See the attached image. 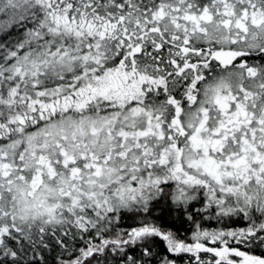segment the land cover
Instances as JSON below:
<instances>
[{
	"label": "snow or ice",
	"instance_id": "6c2138e0",
	"mask_svg": "<svg viewBox=\"0 0 264 264\" xmlns=\"http://www.w3.org/2000/svg\"><path fill=\"white\" fill-rule=\"evenodd\" d=\"M0 37V264H264V0H0Z\"/></svg>",
	"mask_w": 264,
	"mask_h": 264
},
{
	"label": "trees",
	"instance_id": "16d2710c",
	"mask_svg": "<svg viewBox=\"0 0 264 264\" xmlns=\"http://www.w3.org/2000/svg\"><path fill=\"white\" fill-rule=\"evenodd\" d=\"M23 29L17 31H13L11 36L15 39L17 36L22 37ZM7 39V37H0V41ZM202 202L193 201L192 205L189 207V211H191L192 215L196 216L197 221L204 229L213 230V229H221V228H243L246 226V222L243 220H234L232 222H224L218 223L215 219H207L205 218L206 214L200 213L197 214L196 209L201 208ZM150 218L154 220L157 224L161 225L165 229L171 230L177 235L186 241H190L191 234L194 230L193 223L188 220L187 213L184 212L183 209H177L174 205L169 203L165 199H160L159 201L154 202V206L151 211ZM142 219L141 215L133 216L131 213H125L123 218L121 219L118 227L121 230H130L133 227L139 226V221ZM89 238L91 234H88ZM68 244L71 246L73 250V256L79 255V248L85 246V242L80 240L77 237L75 240H72L70 237L67 238ZM98 242V241H97ZM153 246L155 247L156 251L161 255H167L169 257L172 256L171 253H167L166 251V243L156 239L153 241ZM246 251H250L257 255L264 254V248L253 247L249 249H245ZM129 252H132L136 255H139L140 249L138 247L129 248ZM204 255V253H202ZM201 254V255H202ZM31 255V254H29ZM207 255V254H206ZM205 256V255H204ZM42 257V259H41ZM61 259L67 260L69 256L67 252L60 247V245L56 244L53 240L50 243L48 248H43L39 250L37 255L35 264H59ZM120 257H112L110 255L109 264H120ZM180 264H186L187 255L183 254L179 257H175ZM152 264H157L156 259H153Z\"/></svg>",
	"mask_w": 264,
	"mask_h": 264
},
{
	"label": "rangeland",
	"instance_id": "374dc122",
	"mask_svg": "<svg viewBox=\"0 0 264 264\" xmlns=\"http://www.w3.org/2000/svg\"><path fill=\"white\" fill-rule=\"evenodd\" d=\"M165 200H167L169 203H171V200H170V198H168V199H165ZM197 201L200 203V202H202V204H201V207L203 206V203H204V201H203V197L202 196H198L197 197ZM204 255H205V257H210V255L211 254H205L204 253ZM203 254H202V256H204Z\"/></svg>",
	"mask_w": 264,
	"mask_h": 264
}]
</instances>
